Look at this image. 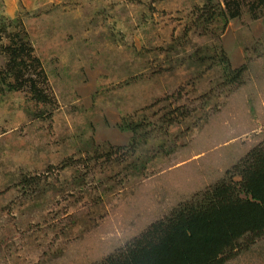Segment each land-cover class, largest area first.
Segmentation results:
<instances>
[{
    "label": "rangeland",
    "instance_id": "rangeland-1",
    "mask_svg": "<svg viewBox=\"0 0 264 264\" xmlns=\"http://www.w3.org/2000/svg\"><path fill=\"white\" fill-rule=\"evenodd\" d=\"M21 47L0 264H264V0H0Z\"/></svg>",
    "mask_w": 264,
    "mask_h": 264
},
{
    "label": "trees",
    "instance_id": "trees-1",
    "mask_svg": "<svg viewBox=\"0 0 264 264\" xmlns=\"http://www.w3.org/2000/svg\"><path fill=\"white\" fill-rule=\"evenodd\" d=\"M216 9L215 10L217 14L215 13V15L217 17H220L226 22L230 19H235L239 16L238 14L239 10L237 12H234L230 8V6H227L226 9H223L222 7L218 6ZM248 11H249V14L253 16V19L258 18V13H257L258 11L255 10L253 5H250V9ZM25 53L26 51L22 47L19 49V51L12 50L9 53L10 63L8 65V70L6 71V73L0 76L1 77L0 78V93L2 91L1 87H3L8 92L19 91L23 88V86L24 87L28 86L29 90L30 89L35 90L36 82H33L32 79L30 78L23 79L24 78L23 72L26 70V66H29V65H26L24 61H21V57L23 56L22 54H25ZM28 54H29L28 59L30 58L33 61L31 57V53H28ZM42 79H43V82L47 83V78L45 76H42Z\"/></svg>",
    "mask_w": 264,
    "mask_h": 264
}]
</instances>
